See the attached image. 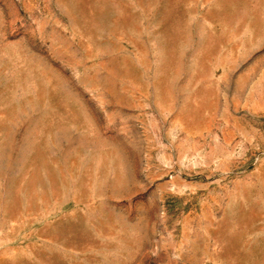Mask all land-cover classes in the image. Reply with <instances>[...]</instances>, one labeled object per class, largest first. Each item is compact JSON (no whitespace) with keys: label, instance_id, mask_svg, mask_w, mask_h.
<instances>
[{"label":"rangeland","instance_id":"374dc122","mask_svg":"<svg viewBox=\"0 0 264 264\" xmlns=\"http://www.w3.org/2000/svg\"><path fill=\"white\" fill-rule=\"evenodd\" d=\"M0 264H264V0H0Z\"/></svg>","mask_w":264,"mask_h":264}]
</instances>
